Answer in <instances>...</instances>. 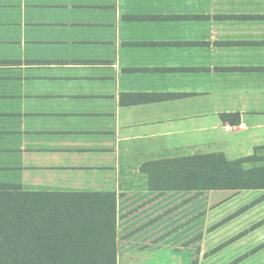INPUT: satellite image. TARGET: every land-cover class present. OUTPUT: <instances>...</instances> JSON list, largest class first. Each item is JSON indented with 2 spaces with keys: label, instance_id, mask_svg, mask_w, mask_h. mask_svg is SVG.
<instances>
[{
  "label": "crops",
  "instance_id": "1",
  "mask_svg": "<svg viewBox=\"0 0 264 264\" xmlns=\"http://www.w3.org/2000/svg\"><path fill=\"white\" fill-rule=\"evenodd\" d=\"M4 47L16 53L0 60L19 62L22 182L33 136L53 171L48 188H29L115 193L117 264H181V194L192 192L151 190L144 165L264 155V0H0ZM26 72L67 90L43 99L61 105L49 121L25 113ZM208 192L209 212H191L190 230L247 192L264 201V189Z\"/></svg>",
  "mask_w": 264,
  "mask_h": 264
},
{
  "label": "trees",
  "instance_id": "2",
  "mask_svg": "<svg viewBox=\"0 0 264 264\" xmlns=\"http://www.w3.org/2000/svg\"><path fill=\"white\" fill-rule=\"evenodd\" d=\"M14 66L19 62L0 60L2 73ZM12 82L13 76L0 77L1 100H16L19 93L10 92L17 89ZM3 117L0 115V264H117V195L25 186L20 151L14 147L19 135L8 129L10 124ZM5 144H12V149ZM142 171L149 175L154 191L264 189V155L258 150L251 157L233 161L222 154L162 160L144 165Z\"/></svg>",
  "mask_w": 264,
  "mask_h": 264
},
{
  "label": "rangeland",
  "instance_id": "3",
  "mask_svg": "<svg viewBox=\"0 0 264 264\" xmlns=\"http://www.w3.org/2000/svg\"><path fill=\"white\" fill-rule=\"evenodd\" d=\"M11 52L16 53V49L8 47L0 49V58L11 54ZM19 72L20 70L16 66L7 70L5 73H2L0 70V77H4L5 75L10 77L13 76L14 82H12V84L15 85L17 89H10V92L17 90L16 93H19ZM25 77L26 79L34 80L32 81L33 83L28 84V88L25 89L28 97L25 102V113L27 117L33 122L38 120L49 121V112L51 108L61 105H53L49 100L43 99L53 95H65L67 91L66 88L49 82V79H55V77L48 74L38 77V79H42V82L36 81L37 76L35 72H26ZM58 78L60 79L61 77L58 76ZM1 85L3 86L2 92L5 93L4 85ZM39 97H43L42 100H39ZM7 98L8 97L3 100L0 99V115L3 114V120L10 124L8 129L15 132L18 126V106L14 101L7 102ZM27 139L28 141H25L28 143L25 148L29 152L23 156V159H26L28 170L25 175L26 185H24L31 188H48L49 185L45 183L49 181V176L51 175V171H53V169H50L48 166L49 153L48 155H43L42 150L44 148L40 147V144L34 141L35 138L33 136L27 137ZM10 145L12 149V144H5L7 147H10ZM14 147L18 148V144ZM19 162H21L20 158ZM53 173L54 176L52 179L58 175L56 171ZM79 188H84V186L80 185ZM201 195H205V198ZM208 195L215 194L209 192L181 194V215H183V213L185 215L182 216L183 223L184 219L186 221L188 218L190 219V223L193 222V220H191V212L196 209L201 210L195 211V215L200 214L201 216L202 213L205 215L209 212L210 205ZM242 195L244 196L230 202L229 205L225 207L226 210H224V212H218L216 218L222 219L223 223H216V218H214V223L213 221L208 223L209 227L206 230V225L204 224L199 232L190 230L191 226L187 225L189 222L181 227V264H264V201L259 198L258 192H247ZM189 204L192 205L190 207L188 206L189 208L183 212V206ZM247 204L249 206L248 209L239 211L245 208ZM233 208H236V212L239 211V214L234 219L229 220L231 212L234 211L232 210ZM199 217L197 218L199 219ZM217 224H219V226H215ZM211 227L215 229L212 231L210 229ZM202 230L205 231V233H202ZM197 238L203 241V247L206 249V251L204 250V254L201 252V247L200 250L197 247H193V242H195ZM173 256H175V253H173ZM190 256L193 257V260H190Z\"/></svg>",
  "mask_w": 264,
  "mask_h": 264
}]
</instances>
